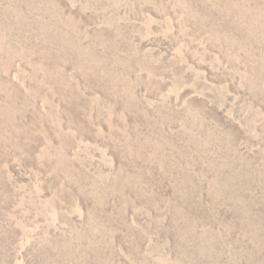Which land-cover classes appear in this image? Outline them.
<instances>
[{"label": "rangeland", "instance_id": "1", "mask_svg": "<svg viewBox=\"0 0 264 264\" xmlns=\"http://www.w3.org/2000/svg\"><path fill=\"white\" fill-rule=\"evenodd\" d=\"M0 264H264V0H0Z\"/></svg>", "mask_w": 264, "mask_h": 264}]
</instances>
